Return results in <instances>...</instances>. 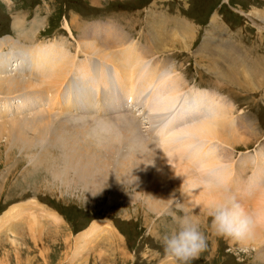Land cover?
Segmentation results:
<instances>
[{"label": "rangeland", "instance_id": "obj_1", "mask_svg": "<svg viewBox=\"0 0 264 264\" xmlns=\"http://www.w3.org/2000/svg\"><path fill=\"white\" fill-rule=\"evenodd\" d=\"M0 42H5L0 46V61L7 62L0 63V79L11 80L18 74L35 84L7 99L0 96V264H171L161 237L174 226L171 214L185 211L199 221L207 237V249L191 264H264V252L259 253L264 251V228H258L256 237L262 238L261 244L255 239L238 244L218 237L207 215L208 204L190 201L187 191L182 193L177 187L175 196L148 190V179L142 180L134 168L142 165L138 156L117 158L114 166L102 165L101 159L92 163L85 156L89 166L75 174L82 164L74 161L79 156L70 146L68 151L62 146L66 137L60 129L65 127L59 126L66 124L75 137L78 129L71 127L72 121L80 123L79 128H100L102 140L94 138L95 147L116 141L119 149L122 143L144 149L169 133L160 119H146L151 109L145 114L136 102L128 111L132 118L126 117L122 104H112L114 92L104 87L102 95L100 85L102 107H92L97 93L91 87L90 103L76 107L84 111H67L84 103L79 95L87 96L79 91L90 74L84 67L91 66L98 75L100 68L109 72L114 59L126 61L134 71L138 64L144 65L151 74L140 85L135 81V86L129 66L123 72L122 65L114 63L117 69L110 72H115L114 80L125 95L119 97L122 102L126 97L131 104L133 94H138L140 104L142 98L147 102L148 97L160 94V88L153 89L154 82H150L157 75L158 80L160 73L165 83V76L178 81L175 95L200 86L212 89L217 103L230 110L223 124L217 125L219 132L212 133L218 139L204 145L216 149L211 151L219 157L215 165L219 182L204 181L206 169L194 168L195 172L189 160L185 164L190 170H182L184 176L179 178L199 182L197 194L214 191L216 197L213 186L227 183L250 212L264 219V208H256L264 197V0H0ZM56 46L61 49L57 61L67 64L68 71L64 82L61 79L62 84L55 86L42 78L54 73L52 67L38 70L32 58L33 51L42 49L47 56L40 63H51L46 49ZM134 54L142 59L133 61ZM15 55L16 60L7 61ZM212 62L216 63L213 70ZM76 70L81 71L82 81H69ZM125 73L130 81L123 80ZM22 88L26 84L19 85ZM67 88L72 99L65 96ZM134 108L140 109L139 120L132 113ZM205 108L213 114L211 106ZM121 119L124 122L119 124ZM150 127L154 135L146 134ZM91 133L86 137L93 140ZM182 140L185 133L177 136L176 143ZM192 143L197 141L192 139ZM180 153V160L186 159V150ZM147 171L151 178L153 170ZM92 226L94 230L89 231Z\"/></svg>", "mask_w": 264, "mask_h": 264}, {"label": "bare ground", "instance_id": "obj_2", "mask_svg": "<svg viewBox=\"0 0 264 264\" xmlns=\"http://www.w3.org/2000/svg\"><path fill=\"white\" fill-rule=\"evenodd\" d=\"M66 26H67V24H66ZM92 43L94 44V42H92ZM4 44H5V42H0V46L4 45ZM203 44H204V42H203ZM205 46H206V42L204 44V47ZM88 49H90L89 45H87L86 50H88ZM95 49H96V47H95ZM60 50L61 49L60 48L58 49L57 46H56V48L51 47V48L46 49V51H47L46 53L49 56L48 58H50L52 60V62L51 63H47L45 65H44L43 62H42V64L40 63L41 59H44L45 56H47V55H45L44 51L42 49H40L39 51H37V50L33 51V53H35V52L36 53H35V58H32V63L33 64H35V63L37 64L38 70L47 69V68L51 69V67H52L51 70L54 72L53 74H49V75H45V76L41 75V76H43L42 77L43 79L49 80L54 85L55 84L56 85L57 84L61 85L64 82V79H65V78L62 79V77L66 73V71H68L67 64H66V67H65V64L62 61H57V59H58L57 57L59 56L57 54L60 53L59 52ZM97 50H98V48H97ZM99 50H100V48H99ZM56 55H57V57H56ZM64 55H65V53H64ZM116 56H118V55H116ZM133 56H135V54ZM16 58H17L16 55L15 56H10V57L7 58V61H9L11 59L12 60H16ZM62 58H63V56H62ZM100 58H102V57H100ZM137 59L140 60L142 58H141L140 55L132 57L133 61H135ZM36 60H39V61H37V62H39V64L36 62ZM128 60H127V62H128ZM47 61H48V59H47ZM0 63L5 65L7 62H5V60L1 59ZM114 63H116V65H117V63H120L118 65H122L123 72L125 71L126 66L130 65V64H126V61H123V62L121 61L120 62V60L115 61V59L113 60V62L111 64L115 65ZM61 65H64V66L62 67ZM118 65H117V67H119ZM210 66H211L210 67L211 70H213L214 68H216V63L212 62V64ZM89 67H90V69L87 68V67L86 68L84 67V69L80 68V69H83V70H90V74L87 75L89 77L86 80V83L82 87L80 86V88H79V91H82V94L83 95H87V96L84 97L82 95H79V100L84 101V103H82V102L78 103L77 104L78 106L74 107L75 109H77V110H79L78 108L82 109L86 105V103H90V101H91L90 100V90H91V86H92V81H91L92 78L91 77H95V79H96V90H95L96 93H97L96 97L101 93L100 87H102V95L106 94L105 89H104V87H106L107 90H110L112 93L113 92L115 93V90L118 89V93L115 95L116 97L125 96L123 94V91L121 90V87H119V85L117 84V80L116 81L114 80V77L116 75L115 72L114 73L113 72H107L106 69H103V70H100V72L97 75L96 74L97 70L93 71L91 69L92 67L91 66H89ZM138 67H139V64L136 67L137 71H134V70H131L133 68V66H132V68H131V66H129L131 72L132 73L135 72L137 74L138 80H140L139 82L141 83V80L143 79V77L145 75L149 76L151 74H149V71L147 70L146 66L143 65L142 67H139V68ZM114 68H116V67L114 66ZM152 68L153 67H151V69ZM78 70H76L77 73L74 75V78L70 79L69 81H74L75 79H76V81H78V80L82 81V74L80 73L81 71L79 72ZM118 71H119V68H118ZM84 72L88 73L87 71H84ZM19 73H21V72H19ZM71 73H72V71H71ZM142 73H144V74L142 75ZM127 74L128 73H125V75L123 77L124 81H130V77H128ZM160 74L161 75H160V78L158 80H157V78L159 77V75H157L155 77V80L150 79L151 84L154 82L152 84L153 89L160 88V94H158L155 97H148L147 98V103H152V106H151V110L149 111V113H148V115L146 117V119L148 117L150 119H155V120L160 119L163 122V124H166L167 127L169 128V133L166 134L164 137H162L160 140L150 144L149 146H147L144 149H136L131 143H122V145H124V146L121 145L122 146L121 149H125V151H123V150L119 149L120 146H118L116 141H109V144L108 143L105 144L106 146L104 144L101 145V143H100V145L102 147L101 146L95 147V145L97 143L94 140V138L97 139V137L99 136V138L101 139V136H102V132H101L100 128L94 127V128H92V130L89 129V127L88 128H83L81 126L82 128H79V127H77V125H79L80 123L77 124V121H72V126L71 127H75V128L78 129V134H77L76 137L72 136L73 135V131H72V129L68 128L66 124H62V125L60 124L59 125L60 127H65L64 130L60 129V132L62 133V135L63 136L65 135V137H66V140L62 141L64 143L62 146L67 151H68V148L70 146V151L74 152L75 154H77V156H79V157H76L74 159V161H76V159H79L80 160V164H82V166L79 167V168H76V172H74L75 174H77L78 172L83 173L84 169L87 166H89V163H87V160L85 159V156H90L89 160H91L92 163L95 162L96 159H99V160L101 159L100 161L103 162L102 165H105V164L109 163V164H112L113 166H114V162H116L117 158L122 160L124 158V156L127 155V154H128V156L125 157L126 159L127 158L130 159L131 157L138 156L141 159V160L140 159L139 160L142 161V165H138L137 166V164H136V166L134 167L133 164H132V167H134L136 169L137 168L139 169L138 174L140 175L142 180L148 179L147 180V182H149L148 190H150L152 192H158V193L159 192L168 193L170 195H174L175 196L176 193L174 192L173 189H175L177 187L176 190L180 189V191L182 193L184 191H187L188 198H189L190 201L194 200V202H197L198 204L199 203L200 204H202V203L203 204H209L213 199L217 198L215 196L214 191H211L209 194H203V195L197 194V192L201 189V187L199 186V182H194L193 181V183H191V181L187 180V178L184 179L185 181L182 182L180 180L184 176V175H182V173H183L182 170L184 171L186 168L188 170H190L187 167V164H185L186 161L189 160L190 161L189 164H193L192 165L193 167H191V168H193V169L194 168L195 169L205 168L206 169L207 173H205V174L207 176H206L205 179H203L204 181L212 180V181H214L216 183L219 182V179H220V173H218V169L219 168H215L216 167L215 166L216 163L219 161V157L217 155H215L211 151V149H213V148L204 147V145H207L205 143L209 139H218V136L214 135L212 133L213 132L214 133L215 132L216 133L219 132V128H218L217 125L219 124V122L221 124L222 121L226 120V113L228 112L227 114H229L230 110L229 109L227 110V109L223 108L222 104L220 102L217 103V96H216L215 92H213L211 90H208V89H206L204 87L195 88V90L190 91V92H188V93H186L184 95H175L174 92L177 91V89H176L177 86L175 84V80L173 79L172 81H170V77L169 76H165V77H167L166 78L167 79V83H165L164 74H162V73H160ZM65 76L67 77V75H65ZM21 77H22L21 75L17 74V77L14 78V79H12V77H11V80H8V78L5 79V80L0 79V96L3 97V99L4 98L7 99L9 94H12V93L17 92V91L22 92L25 89L28 90V87H33V85H35V84H33L34 82L30 78L28 80H26L25 77H22V78ZM101 77L105 78L104 81L101 80ZM219 77L223 81H225V82L227 81L226 78H225V75H220ZM77 78H79V79H77ZM147 80H149V79H147ZM34 81H36V80H34ZM59 81L60 82L63 81V82L60 83ZM81 81H80V83H81ZM135 81L136 80H134V84L136 86V82ZM140 83H139V85H140ZM21 84H26V88L19 89V85H21ZM38 85H41V84H38ZM99 85H100V87H99ZM71 86H72V84H71ZM138 88H139V86L135 90V91H137V93L139 92ZM55 89L56 88H54V90ZM175 89H176V91H175ZM14 90H16V91H14ZM58 90H59V88H58ZM73 91H75V90H72V92ZM170 91L173 92L174 95H171ZM55 92H56V90H55ZM178 93H180V92H178ZM126 94H127V91H126ZM49 95H51V94H49ZM65 96H66V98H71V99L73 98V96L69 92L68 88H67V94ZM182 97H184L185 100L182 101L181 100ZM50 100H52V98ZM54 101H55V99H54ZM92 103H91V105H92ZM206 105H209V106L212 107L213 114H211V111H208L205 108ZM76 107H78V108H76ZM100 107H102V105H100ZM79 111H84V110H79ZM136 111H138V110H136ZM139 113L140 112H138V114ZM168 121H169V125L167 124ZM123 122L124 121L122 119L118 121L119 124H122ZM130 124H131V121H130ZM222 124H223V122H222ZM93 126H94V124H93ZM80 130H83L85 132V134L82 131H80ZM87 130L92 132L91 133V137L93 138V140L90 138V136L86 137V135H88V131ZM64 131H67V132L63 133ZM44 133H46V131ZM180 133H185V140H182V141H179V142L176 143V138H177V136ZM213 137H215V138H213ZM191 138L195 139L197 141V143L193 144ZM121 140H122V138H121ZM123 140H125V142L128 141L124 137H123ZM84 143H85V145L83 146L82 144H84ZM211 145H213V144L211 143ZM123 147H126V148H123ZM216 147H219V146H216ZM183 149L186 150V155H184V156H187V157H186V159L180 160V155H182L180 152H182ZM111 150H112V152H111ZM213 150H216V149L214 148ZM138 151L141 152L142 154H144L145 157L147 158V160H145V157L142 158ZM84 153H86V155H84ZM148 153H151L150 156L147 155ZM221 153H223V151ZM263 156H264V154H263ZM212 159H217V160H212ZM219 163H221V162H219ZM221 164L224 166V163H221ZM220 167H222V166L220 165ZM234 168H232V169H234ZM148 169H150L151 172L153 170V174L149 175L151 178H148V174H149V172L147 171ZM195 169H194V171H195ZM122 171H124V170H122ZM234 171L235 170H233L232 172H234ZM195 172H197V171H195ZM203 172H205V170ZM102 176H104L106 178V177H108V173H105ZM179 176H181L182 178H179ZM263 176H264V174H263ZM263 176H261L262 179H263ZM173 177H176V179H179V182L176 179H173ZM202 177H205V176H202ZM143 178H145V179H143ZM134 182H136V181H134ZM249 184H251V183H249ZM262 186H264V185H262ZM172 187H174V188H172ZM210 187H211V185H210ZM255 190H257V189H255ZM259 192H261V191H259ZM261 196H262V194H261ZM243 200H244V198H243ZM250 200H252V196H251ZM170 201H171V199H170ZM169 202H167V203H169ZM256 204H255L256 206L259 205L256 208L263 209L264 208V197L262 199V203H256ZM197 207H199V206H197ZM257 212H259V211L257 210ZM13 213H14V211H11V215H13ZM263 214H264V212H263ZM4 217H5V213L2 216V218H4ZM94 228L95 227L92 226L89 229V231H93ZM258 228L259 229L260 228H264V219H261L260 225L256 228L254 236H253L252 239L256 240V237H259L258 235L260 234V230H258ZM262 232H261V234H263ZM256 241H257V243L261 244L262 243L261 242L262 238H259ZM257 251H260V250H257ZM263 252L264 251L261 250L259 253L263 254Z\"/></svg>", "mask_w": 264, "mask_h": 264}, {"label": "clouds", "instance_id": "obj_3", "mask_svg": "<svg viewBox=\"0 0 264 264\" xmlns=\"http://www.w3.org/2000/svg\"><path fill=\"white\" fill-rule=\"evenodd\" d=\"M217 198L207 205L211 228L218 237L245 244L254 236L261 219L250 212L227 183L213 186ZM173 227L161 237L166 258L171 264H191L207 249V237L199 221L186 211L171 214Z\"/></svg>", "mask_w": 264, "mask_h": 264}, {"label": "crops", "instance_id": "obj_4", "mask_svg": "<svg viewBox=\"0 0 264 264\" xmlns=\"http://www.w3.org/2000/svg\"><path fill=\"white\" fill-rule=\"evenodd\" d=\"M171 81V80H170ZM175 84H176V86H177V84H178V81L177 80H175ZM175 91H176V89H175Z\"/></svg>", "mask_w": 264, "mask_h": 264}]
</instances>
